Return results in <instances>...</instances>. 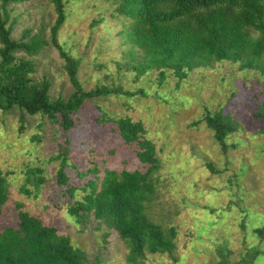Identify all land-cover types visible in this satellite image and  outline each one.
<instances>
[{
    "label": "rangeland",
    "instance_id": "obj_1",
    "mask_svg": "<svg viewBox=\"0 0 264 264\" xmlns=\"http://www.w3.org/2000/svg\"><path fill=\"white\" fill-rule=\"evenodd\" d=\"M64 1L67 16L58 38L80 59L78 76L83 86L119 83L143 92L86 100L67 132L45 115L23 112L20 118L16 108L0 109V169L10 183L0 229L17 224L16 202L22 201L25 209L69 235L74 245L84 249L86 260L97 257L100 264H127V244L113 227L98 222L92 213L79 220L69 214L68 199L56 182L59 159L51 158L68 137L70 161L80 169L93 160L101 173L104 166L143 170L135 154L136 145L124 142L111 130L110 121L96 120L104 110L111 116L125 114L138 119L160 160L155 173L156 193L147 214L163 226H176L174 258L166 253H146L142 264H217L216 248L221 244L232 251V258L245 245L263 244L264 130L260 129L264 121L254 109L264 101V75L221 59L193 68L178 84L170 69H166L161 83L156 69L136 76L125 62H134L141 50L120 33L128 18L112 14L115 1ZM13 5V36H20L24 27H31L32 32L42 29L49 36L55 15L50 0H22ZM34 57V78L50 79V96L67 95L72 84L57 48L48 44ZM216 108L238 123V129L226 137L233 146L225 150L198 119L205 109ZM206 161L218 171L212 172ZM32 165L45 168L47 180L40 188L25 183L24 170ZM66 170L74 184L82 185L90 176L81 177L72 165ZM23 183L31 189L30 194L20 189ZM81 193L78 190L77 195ZM251 264H264V255Z\"/></svg>",
    "mask_w": 264,
    "mask_h": 264
},
{
    "label": "trees",
    "instance_id": "obj_2",
    "mask_svg": "<svg viewBox=\"0 0 264 264\" xmlns=\"http://www.w3.org/2000/svg\"><path fill=\"white\" fill-rule=\"evenodd\" d=\"M20 1L0 0V109L16 108L20 118L23 112L45 115L67 132L75 123V113L86 100L109 94L143 92L140 88H123L119 83L83 86L78 76L80 59L58 38L67 16L64 0H50L55 15L49 25L48 37L42 29L32 32L31 27H24L20 36H13L11 10L13 4ZM114 1L112 14L128 18L120 33L141 50L134 62H125L136 76L156 69L157 81L161 83L166 69H170L178 84L193 68L221 59L235 61L239 68L257 69L264 75V0ZM48 44L56 47L64 59L72 84V90L65 96H50V79L33 76L37 66L34 56ZM254 113L264 121V101L257 104ZM95 118L100 123L110 121L111 130L124 142L136 145V157L144 168L104 166L101 173L97 162L91 160V165L80 169L70 161L67 137L59 144L57 153L51 156L59 159L55 176L61 192L68 199L67 211L78 220L92 213L98 222L113 227L127 244L124 255L127 264H142L146 253H166L174 258L176 226H163L147 214L156 193L155 173L160 167L154 143L145 135L138 119L125 114L111 116L104 110ZM198 119L210 129L221 150L233 146L226 137L238 129V123L230 114L220 108L205 109ZM260 130H264V125ZM68 165L77 168L81 177L90 176L82 185L74 184L66 170ZM205 165L212 172L218 171L211 161H206ZM44 171L40 165L27 166L25 183L40 188L47 180ZM25 183L20 189L30 194L31 189ZM78 190L82 191L79 196ZM9 194V180L0 169V214ZM23 205L22 201L16 202L17 224L0 229V264H100L97 257L86 260L84 249L74 245L69 235L58 232L56 226L47 224ZM216 250L217 264H251L264 255V243L245 245L233 258L225 244Z\"/></svg>",
    "mask_w": 264,
    "mask_h": 264
}]
</instances>
